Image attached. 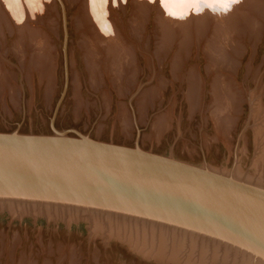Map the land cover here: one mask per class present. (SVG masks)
<instances>
[{"label":"rangeland","instance_id":"1","mask_svg":"<svg viewBox=\"0 0 264 264\" xmlns=\"http://www.w3.org/2000/svg\"><path fill=\"white\" fill-rule=\"evenodd\" d=\"M21 1L23 2V0ZM25 1L22 3V11L24 10L22 15L26 18L27 25H30L34 31L38 30L39 32L37 31V33L43 34L55 52L53 94L51 100L47 102L44 96L46 88L36 78L33 80L34 89L32 88L31 90L33 92H31L19 70V63L14 56L3 55L5 53L4 48L8 49L16 41V34H11L8 26L3 25L5 41L2 43L0 37V55L2 56L0 57L3 59L5 69L7 68V71L10 73L13 72L14 74L12 83L15 84L18 92L20 91V102L18 101L17 109L14 108L9 99L4 98L3 101L5 103L0 99V133L17 132L21 135L51 134L49 127L50 119L64 87L65 68L63 46L65 43L68 85L56 114L54 121L55 129L58 131L74 129L97 141L126 147L138 146L146 152L187 163L217 168L232 167L246 170L252 156L253 129L258 123V121H255V118H252L251 108H254V105H251V101L254 102L259 99L264 104V15L255 13L258 11L254 10V8H249L251 13H248L247 11L249 10L247 7L241 6L239 9L240 6H235L234 3L230 4V6L233 5L231 7L233 9L232 12L236 13L240 10V13L238 12L237 15L233 14L230 16V23L235 22L234 25L238 26L237 29L231 31V35L223 43H220L213 37V30L215 28H213L214 20H212L213 22H209L210 29L206 31H202L204 26L199 23V18L193 16L192 20L186 21L183 19L185 16L179 13L171 15V18H167L166 25L164 22L162 23L164 20L162 13L165 14V11L169 9H167L168 6H165L168 0L166 2L165 0H152L153 3L151 0H100L101 4L96 8V18L84 15L89 14L86 0H71V2L68 0H60L65 9L66 40L64 42L62 11L57 0ZM261 2L264 5V0ZM1 4L2 1L0 0ZM237 7L238 10L236 9ZM2 8L4 7L2 6ZM4 12L9 19V23L14 25L13 27L15 28L16 25L12 15L7 10ZM81 12L84 13L82 14ZM246 12L247 15H245ZM171 13L173 12L171 11ZM83 15L87 17L85 20ZM175 15L182 17H180L181 19L178 17V19ZM81 16L86 25L84 24L82 29L77 30L75 22ZM174 18L178 19H175L176 23L173 22ZM87 20L91 21H88V23ZM196 20L198 24L195 23ZM103 21L108 24L106 30L109 27V30L112 28V30L107 31L112 34L111 37L114 35V37L117 36L118 38L119 36V41H122L120 42L121 46L129 47V49H133L136 53V62L140 72L137 75L138 79L135 88H130V92L126 96L121 97L116 95L114 88L110 86L108 76L104 78L105 86L103 85V89L99 92L93 90L89 82L88 74H86L87 71L83 63L82 53L78 48L81 39L80 33L96 35L97 32L95 31L98 29L100 31V28L99 26L95 28L93 24L96 25L97 22L100 23ZM183 21L184 24H182ZM257 21L263 22L262 29L259 28ZM191 22L192 25L190 27ZM172 23L174 26H172ZM193 24L195 25L193 26ZM199 24L200 27L198 26ZM242 24L248 26L246 27L247 29H241ZM167 25L173 28L170 27V29ZM113 29L117 34L116 32L111 33ZM258 31L262 34L256 37ZM210 37L213 38L210 39ZM237 41L240 42V45L237 44ZM103 43L106 45L105 42ZM217 45L221 47V52L217 48L215 49L214 46ZM208 47H211L212 54H215L217 58L220 57L219 59L216 58V60L220 62L226 61L228 64L236 62V72L230 76L235 81L234 86L236 89L238 91L241 90L240 93L245 96V102L243 101L241 103V113L236 118L235 128L230 131V135L228 134V139L225 140V143L213 140L212 137L215 131L209 117L210 115L207 113V110L205 111L210 102L209 90L213 78L206 73L207 63L209 62L206 54L209 49ZM157 49L158 51L166 52V54L163 52V56L160 59L155 56ZM177 54L178 56H183V64L179 70L180 74L178 73L180 79L174 78L172 74V67L175 64L174 60L178 58ZM71 60L73 61L72 65ZM191 69H198L197 71L202 85L201 107L199 108L200 111L195 113L190 112L189 103L185 97L188 90L186 77ZM72 70L78 74L79 84L81 85H79L80 94H82V100L84 99L83 101L85 103L80 115L75 113L73 88L71 84L72 78H70L72 77ZM161 80L165 83V86L162 87L163 89H160L162 95L154 100V107L148 111L144 119H141L138 113V104H136L138 103L139 96L144 91L153 89V87L157 88V85L161 84ZM103 91L108 93L111 100L108 111L104 107ZM256 92L258 93V97L254 95ZM249 94L254 95H250L253 99ZM122 105L124 108H127V116L131 122V135L128 137L123 133L120 120L117 116L118 108ZM166 113L167 115L169 113L168 124L170 126L168 125L169 127H166L158 137L151 130L152 125L155 119H157V116L159 117ZM150 131H153V134ZM154 135L159 140H156ZM149 137L151 140L153 138V140L151 141ZM244 147L245 149L243 151H245L243 152L242 148ZM31 206L21 203L17 205V203L6 204L5 202H0V264H178L165 259H155V256H147L144 252L136 250L135 246L127 245L123 239L115 235L116 228H119L122 224L117 221L114 222L113 220L105 219L103 215L90 216L86 212H77L75 214V211L69 210L75 214L74 216L67 213L68 210L59 209L50 205ZM48 214H50L49 216L53 220L47 217ZM69 217L71 220H66ZM128 221L133 222L131 219L126 220V225L128 226L126 229L121 226L123 228L121 231H131L129 229L132 225L138 226V230H149L146 225L140 228L141 222L137 221L135 224H131ZM95 222L98 224V231H100H96L97 234L96 232L94 233L95 230L92 226ZM139 231L138 234H136L137 232L134 234L137 235L135 238H138V243L140 244L142 238ZM154 231L157 232V230ZM131 234L132 232H130ZM155 238L153 236L155 241L153 242L152 237L146 233L145 240L142 243L148 246L146 248L156 251L157 247L162 245L160 240ZM183 240V242L179 240L182 243V249L178 250L175 248L176 256L178 257L180 255V258L183 253L187 254L186 251L188 249H185L187 247V245L185 246L187 239L184 238ZM162 244H164L163 246H165L166 250L171 251V243L164 242Z\"/></svg>","mask_w":264,"mask_h":264},{"label":"water","instance_id":"2","mask_svg":"<svg viewBox=\"0 0 264 264\" xmlns=\"http://www.w3.org/2000/svg\"><path fill=\"white\" fill-rule=\"evenodd\" d=\"M57 2L65 42V9ZM63 54L64 87L51 134L0 133V202L102 214L125 228L131 219L201 246L198 257L188 255L191 260L264 264V132L252 134V156L243 170L187 163L74 129L58 131L54 121L68 85L65 43ZM132 227V233L140 230ZM149 230L139 231L142 242ZM135 236L124 242L135 245Z\"/></svg>","mask_w":264,"mask_h":264},{"label":"bare ground","instance_id":"3","mask_svg":"<svg viewBox=\"0 0 264 264\" xmlns=\"http://www.w3.org/2000/svg\"><path fill=\"white\" fill-rule=\"evenodd\" d=\"M1 1H2V4L0 5V19H1L0 20V35H1L0 37H1V40H2L1 42L3 43L5 41V38H4L5 36H4V31H3V25L8 26L9 31H10L11 34H16V41L8 49L7 48L6 49L4 48L5 53L3 55H11V56H14V58L19 63V67H20L19 70H20L23 78L26 80L27 85L29 86L30 90L32 88L34 89V87H33V85H34L33 84V80L35 78L38 79V82L42 83V85L44 84V87L46 88V90L44 89L45 90L44 96H45L46 101L48 102L52 98L51 96L53 94V82H54V74H55L54 73V70H53V68H55V65H54L55 64V52L52 49V45L48 42V39H46L43 36V34L37 33L38 30L37 31H34L30 27V25H27L28 22H27L26 18H24V16L22 15L23 14V11H24V10L22 11V9H23L22 8V5H23L22 3L25 0H23V2L21 0H1ZM68 1L71 2V0H68ZM86 1H87V5H86L87 6V11H88L89 14H84V15H87V17L91 16V18L92 17H95L96 14H97L96 8H97V6L99 4H101L100 3V0H86ZM147 1H150V0H147ZM162 1H164V0H162ZM166 1L167 0H165V2ZM261 1L260 0H168V2H166V5H165L164 2H163V4L165 6H168L167 9L169 8L168 11L170 10V12H169L170 14L168 13V11H165V14L162 13L164 15V20L162 19L163 20L162 23L164 22V24H165L167 18H171V15L176 14V13H179L180 15L185 16L183 19H185L186 21L192 20V17L193 16H195L196 18H199L200 20H198V19L197 20L200 21L199 23L200 24H203V26H204V29H202V31H206L207 29H210L209 22H211L212 20H214L215 21L214 22V25L215 26L213 25V28L215 27L214 30H213L214 33L213 32H211V33H213V37L215 38L216 41H218L220 43H223L228 38V36L231 35V31H233L234 29H237V26H238V25L237 26L234 25L235 22L232 23V24L230 23V20H231L230 19L231 18L230 16H232L233 14L234 15H237L238 12L240 13V10L237 11L236 13L232 12L233 9L231 7L233 5L230 6V4L234 3L235 6H238V7L240 6L239 9L241 8V6L242 7H247L248 10H249V8H252V9L254 8V10L258 11V12H255L254 11L255 13H261V15H264V5H263V3ZM25 2H27V1H25ZM151 2H152V0H151ZM31 5H33V4H31ZM2 6L5 9L2 8ZM238 7L236 8L237 10H238ZM158 8H160V7H158ZM163 8H165V7H163ZM84 9H86V8H84ZM5 10H7L10 13V15H12L13 21L15 22V25H16L15 28L13 27L14 25H11L9 23V19L7 18L6 14L4 12ZM34 10H35V8H34ZM108 10L110 11V9H108ZM84 11H86V10H84ZM171 11L173 13H171ZM241 12H243V11H241ZM247 12L248 13H251V10H249ZM247 12H246V14L245 13H243V14L247 15ZM100 16H101V14H100ZM160 16H161V14H160ZM182 16H180V17H182ZM87 17L84 16V20ZM175 17H177V15H175ZM91 18H89V19H91ZM175 19L176 18L173 19L174 20L173 22H175ZM178 19H176V20H178ZM84 20L82 19V16H81L80 19H77L76 20L75 23H76L77 30L78 29H82V27L85 24L83 22ZM197 20H196L195 23H197ZM88 21L89 20H87V22ZM169 21H170V19H169ZM171 22H172V20H171ZM178 22H180V21H178ZM192 22L190 24V27L192 25ZM258 23H259L258 24L259 25V28L262 29L261 27L263 25V22H258ZM158 24H159V22H158ZM182 24H184V21L182 22ZM200 24L198 25L199 27H200ZM107 25L108 24L106 22H104V21L103 22H100V23L97 22L96 25L93 24V26L95 28H97L96 26H99V28H100V31H99V29L98 30L96 29L97 30V31H95V32H97L96 35L95 34L87 35V33L85 34V33L81 32L80 33L81 39L79 41L78 48L80 49V51L82 53L83 63H84V66L86 68V71H87L86 74H88L89 82H90V85L93 88V90H95L96 92L97 91L99 92L101 89H103L102 87L105 84V79L104 78L106 76H108V79H109V82H110V86L112 88H114V90L116 92V95L122 97V96H126L127 93L130 92V88H132V87L135 88V86L137 84V79H138L137 75L139 74L140 70H139V66L137 65V62H136V53L134 52V50L133 49H129V47L126 48V47L121 46V43L120 42H122V41L121 40L119 41V39H118L119 36H118V38H117V36L114 37V35H113V37H111L112 34H110V32H107V31L112 30V28L109 30V28H110L109 27L106 30ZM131 25H132V23H131ZM194 25L195 24H193V26ZM167 26L170 28V27H172L174 25L172 23V26H169V25H167ZM246 27H248V26H245L244 24H242L241 29H244L245 30V29H247ZM169 28H167V29L169 30ZM173 30H175V29H173ZM184 30H182V31H184ZM199 30H200V28H199ZM238 30H239V28H238ZM250 30H252V29H250ZM114 32H116V31L113 29V31H111V33H114ZM116 34H117V32H116ZM186 34H188V33H186ZM261 34L262 33L258 31L257 34H256V37H258ZM210 35H212V34H210ZM254 36H255V34H254ZM185 37H186V35H185ZM213 37H210V39L213 38ZM187 39H189V38H187ZM103 42H105L106 45H104ZM232 42H234V41H232ZM2 43H1V45H2ZM237 44L240 45V42L237 41ZM214 47H215V49L217 48V50L219 52H221L220 51L221 50V47H218V45L217 46H214ZM209 49L206 52V54H207V56L209 58V62L207 63V67H206V73L208 75H210L211 77H213V78H212V81H211V84H210V90H209L210 102H209L208 107L205 109V111L207 110V113H209L210 116L209 115L208 116L210 117V120L212 121L213 128H214V131H215V134L212 137L213 140L214 141H220V142L225 143V140L228 139V134L230 133V131H232V129L235 128L236 118H237L238 114L241 113V110H242L241 109V103L245 100V96H243V94L240 93L241 90L238 91V89H236V87L234 86V82L235 81L230 76V75H232V74H234L236 72V68H237L236 65H235L236 62L235 63H232L231 62L229 64L226 63V61L225 62H223V61L220 62L219 60H216V58H217L216 55L215 54H212L211 47ZM156 51L157 52L155 53V56L158 59L162 58L164 51H161V50L158 51V49ZM205 51H206V49H205ZM225 52H226V50H225ZM164 54H166V52H164ZM177 56H178V54H177ZM1 57H0V99L2 100V102H4L3 101L4 98L9 99L10 102H11V104L14 106V108H17V106H18V104L20 102L19 101L20 100L19 99V92L20 91L18 92V89L16 88L15 84L12 83V81L14 79L13 72L10 73L9 71L6 70L7 68L5 69V67H4L5 64L3 63V59ZM219 58H217V59H219ZM176 59L174 60V63H175L174 64V67H172V72H173L172 74H173V77L174 78L180 79L179 78L180 77L179 76V74H180L179 73L180 72L179 70L181 69L182 64H183V56L182 55H179L178 58H176ZM72 64H73V61L71 62V65ZM197 70L191 69L189 71L188 76L186 77L188 90H187V92L185 94V97H186L187 102L189 103V109H190V112L191 113H195L197 111H200L199 108L201 107L200 100H201V96H202V85H201V78L198 75V71ZM77 75L78 74L73 71L72 72V77H70V78H72L71 79L72 80L71 84H72V88H73V98H74L73 100H74V104H75V113L77 115L78 114L80 115L81 110H83L82 107L85 106L84 105L85 103L83 101L84 99L82 100V96H81L82 94H80V89H79V85H80L79 82L80 81H79ZM159 82H160V80H159ZM160 85H161V87H160ZM160 85H157L158 86L157 88L153 87V89L144 91L139 96V98L137 100L138 103H136V104H138V113L140 114L141 119H144L146 117V114H148V111L150 109H152V107H154L153 106L154 105V102H155L154 100L156 98H159L160 95H162L161 94V90L163 89L162 87L165 86V83L163 82V80H161V84ZM31 92H33V91L31 90ZM257 92L254 95L258 97V93ZM259 92H261V91H259ZM106 93H105V91H103L102 97H103V101H104L103 103L105 105L104 107H106L105 109H106V111H108L109 108H110L109 106H110V101L111 100H110V98L108 96V93L107 94ZM135 95H137V94H135ZM250 95L251 96H254L252 94H249V96ZM248 97H247V99H248ZM263 100H264V98H263ZM249 104H250V102H249ZM251 105H254V108H251V110H252L251 114L253 115L252 118L253 119L255 118V121H258L257 125H255V127L253 129V133L254 134H256V133H262V132H264V104H262L261 100L257 99L254 102L251 101ZM86 106H88V105H86ZM126 109L127 108H124L123 105L122 106H119L117 116H118V118L120 120L121 128H122L123 133L125 134V136L128 137V136L131 135V122H130L129 117L127 116ZM168 117H169V113H168V115L166 113V114L161 115L159 117L157 116V119H155V122L153 123L151 130H153L154 133L157 136L158 135L160 136V134L165 130V128L166 127L168 128L170 126L168 124L169 123L168 122V120H169ZM250 128L252 129V127H250ZM153 131H150V133L152 132V134H153ZM156 135H154V138L156 140H159V139H157L159 136L156 138ZM149 139H150V137H149ZM152 140H153V138H152ZM244 141H245V139H244ZM207 142H209V141H207ZM245 147L242 148V151H243V149H245ZM9 206H11V205H9ZM12 208L14 209V207H12ZM2 210H3V208H2ZM33 210H34V208H33ZM12 212H10V213H12ZM71 212L72 211H69V210L67 211V213H69L70 215H74L75 216V214H77V212H79V211L76 210L74 212L75 214L73 212L72 213ZM39 213H37V214H39ZM49 215L50 214H48L47 217H49L50 219H52V217H50ZM67 217H68V215H67ZM70 217L67 218L66 220H68V219L71 220L72 217L71 218ZM94 219H95V217H94ZM106 223H107V221H106ZM92 226H93V228L95 230L94 233L96 231H98L99 228H98V224L96 222ZM120 227L119 228H116L117 230L115 229L116 230L115 235L117 237H119V238H121V239L124 240V238L126 237V235L127 236L130 235V232L131 231H129V232H127L125 230L124 231L123 230L121 231V229H123V228L122 227L120 228ZM142 227H144V226H142ZM140 228H141V226H140ZM124 229H126V228L124 227ZM142 229H144V228H142ZM147 229H148V227H147ZM111 231H112V229H111ZM98 232H100V231H98ZM111 233H109V234H111ZM126 233H128V234H126ZM170 233L172 234V232H170ZM96 234H97V232H96ZM132 234H134V233H132ZM136 234H138V233H136ZM171 234H168V232H166L164 230H160V229L157 230V232L154 231V230H152V231L149 230L148 231V235L150 237H152V239H153V236H154V237H156V238H158L160 240V243H161L162 246H158L160 244L159 243L157 245L158 246L157 249L155 248L156 251H152L149 248H146L147 245H144V243H142V241H141L140 244L136 243L134 245L131 241H130V243L128 242V244H130V246L133 245V247L135 246L136 250H139L140 252H144V254H146L147 256L148 255L153 256V257L155 256L154 258L155 259H158V260H164L165 259V260H169V261H173V262L181 263V264H207L208 261H206V260H204V262H203L199 258L198 259L195 258V259L191 260L192 258L190 259V257H188V255H190V253L191 254H194V256L196 255L195 257H198L199 252L202 250L201 249L202 247L201 246H196V244L194 242H192L189 245H187V246H190L187 249V251H186L187 254L183 253L182 257L180 258L179 257L180 255H179L178 256L179 258H178L176 256V253H175V248H177L178 250L182 249V247H181L182 246V243H180L179 240H181V242H183L184 240H182L179 237H178V239H179L178 240L177 237H175V236H173ZM144 235H145V233H144ZM167 237H169V238H167ZM175 239H177V240H175ZM152 241L155 242L154 239ZM153 242H152V244H154ZM164 242H169V243L172 244V245L170 244L172 246L171 247V251L170 250L169 251L166 250L165 246H163L164 244H162ZM150 245H151V243H150ZM151 246H153V245H151ZM147 249H149V250H147ZM186 258L188 260L185 261Z\"/></svg>","mask_w":264,"mask_h":264}]
</instances>
